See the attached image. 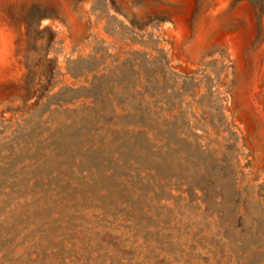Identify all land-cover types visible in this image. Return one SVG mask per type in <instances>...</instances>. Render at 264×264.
Here are the masks:
<instances>
[{"label":"rangeland","instance_id":"1","mask_svg":"<svg viewBox=\"0 0 264 264\" xmlns=\"http://www.w3.org/2000/svg\"><path fill=\"white\" fill-rule=\"evenodd\" d=\"M51 60L158 81L135 160L38 169ZM0 166V264H264V0H0Z\"/></svg>","mask_w":264,"mask_h":264},{"label":"trees","instance_id":"2","mask_svg":"<svg viewBox=\"0 0 264 264\" xmlns=\"http://www.w3.org/2000/svg\"><path fill=\"white\" fill-rule=\"evenodd\" d=\"M147 59V72L156 69L157 62L151 60L150 55ZM51 63L49 81L44 91L35 93L30 80L25 96L26 104L35 100V108L61 116L58 120L53 119V116L50 120H44L42 115L34 117L37 120L33 136L38 169L47 168L50 160L59 163L62 168L61 161L74 157L89 160L95 156L106 162L126 164L135 160V147L143 142L138 137H145L147 129L160 125L163 120L156 95H149L150 90H156L154 86L158 81L145 78L134 94L122 96L117 91V84L109 75L102 74L100 67L82 65L77 78H84L85 85L77 92L67 87L54 93L62 74L58 70V61L51 60ZM91 76L93 80L90 81ZM55 100L59 110L52 111ZM77 102H81L80 106L72 108ZM2 129L7 131L4 125ZM3 193L0 190V198Z\"/></svg>","mask_w":264,"mask_h":264}]
</instances>
